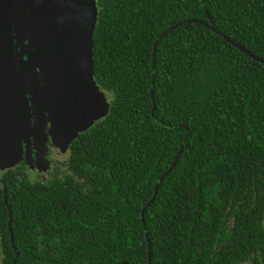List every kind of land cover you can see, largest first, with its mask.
Wrapping results in <instances>:
<instances>
[{"label": "trees", "instance_id": "obj_1", "mask_svg": "<svg viewBox=\"0 0 264 264\" xmlns=\"http://www.w3.org/2000/svg\"><path fill=\"white\" fill-rule=\"evenodd\" d=\"M94 2L107 112L10 186L0 264H264V0Z\"/></svg>", "mask_w": 264, "mask_h": 264}, {"label": "water", "instance_id": "obj_2", "mask_svg": "<svg viewBox=\"0 0 264 264\" xmlns=\"http://www.w3.org/2000/svg\"><path fill=\"white\" fill-rule=\"evenodd\" d=\"M95 21L94 0H0V169L18 161L21 140L29 135L41 149L46 125L48 135L63 150L107 112L106 98L91 77ZM181 23L164 29L153 41L151 68L156 41ZM26 85L32 91H26ZM28 101L41 118L37 131L30 128Z\"/></svg>", "mask_w": 264, "mask_h": 264}, {"label": "flooded vegetation", "instance_id": "obj_3", "mask_svg": "<svg viewBox=\"0 0 264 264\" xmlns=\"http://www.w3.org/2000/svg\"><path fill=\"white\" fill-rule=\"evenodd\" d=\"M27 91V89H26ZM28 96V94L26 93ZM29 113H30V128L35 131L39 130L38 125L40 122V117L38 114L33 113L34 109L30 107V102L28 101ZM48 125L44 128V146L46 150L41 151L40 148L35 147V140L32 135H29L25 141L21 140L22 151L18 161L13 165L0 169V225L3 223V212L6 214L5 227L8 232L7 239L1 237L0 234V260H1V245L7 242L11 248L13 246L12 232L10 230L11 225V208L9 205V200L15 201L16 196L11 198V189L15 184H20L22 181L24 184L30 185H45L50 186L52 183H56L60 180L62 171L65 170V165L67 163V158L69 154L68 145L63 150H58L60 155H64L65 158L61 161L53 157L51 149L48 142ZM34 131V132H35ZM41 140V139H40ZM40 151V154L39 153ZM14 190V189H13ZM18 193V191H17ZM18 212H20V205L16 206ZM9 222V229L8 227ZM16 256V255H15ZM13 261L11 262V264Z\"/></svg>", "mask_w": 264, "mask_h": 264}, {"label": "rangeland", "instance_id": "obj_4", "mask_svg": "<svg viewBox=\"0 0 264 264\" xmlns=\"http://www.w3.org/2000/svg\"><path fill=\"white\" fill-rule=\"evenodd\" d=\"M25 89H27V91H28V90L30 89V88H29V85H26V86H25ZM30 90H31V89H30ZM31 91H32V90H31ZM27 94H28V96H31L30 93L27 92ZM32 98H33V96H32ZM96 120H98V118L95 119V120H93V121L95 122ZM47 139H48V142H49V146L47 145V147L51 149V152H52L53 157L56 158V159L59 160V161H61L62 159H64L65 156H64V155H60L59 152H58V150H59V146L57 145L56 141H54V139L51 138L49 135H48ZM44 150H46V148H45V146L43 145L42 148H41V151L44 152ZM38 154L41 155V154H40V151H39Z\"/></svg>", "mask_w": 264, "mask_h": 264}]
</instances>
